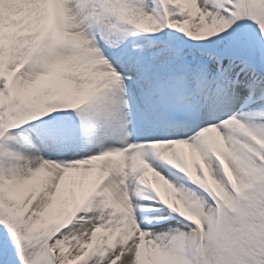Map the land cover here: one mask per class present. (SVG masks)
<instances>
[{
    "label": "snow or ice",
    "instance_id": "snow-or-ice-1",
    "mask_svg": "<svg viewBox=\"0 0 264 264\" xmlns=\"http://www.w3.org/2000/svg\"><path fill=\"white\" fill-rule=\"evenodd\" d=\"M0 264H264V0H0Z\"/></svg>",
    "mask_w": 264,
    "mask_h": 264
}]
</instances>
